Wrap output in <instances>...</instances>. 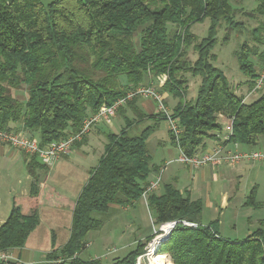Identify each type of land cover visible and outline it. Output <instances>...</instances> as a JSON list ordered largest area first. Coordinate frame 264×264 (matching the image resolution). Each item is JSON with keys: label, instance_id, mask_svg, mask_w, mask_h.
Returning a JSON list of instances; mask_svg holds the SVG:
<instances>
[{"label": "trees", "instance_id": "trees-1", "mask_svg": "<svg viewBox=\"0 0 264 264\" xmlns=\"http://www.w3.org/2000/svg\"><path fill=\"white\" fill-rule=\"evenodd\" d=\"M256 1L257 7L246 15L264 17V0ZM237 2L53 0L44 5L42 0H0V130L31 133L40 145L60 141L78 133L83 121L102 105H112L163 78L160 92L178 100L170 117L181 131L178 136L169 131L171 145L189 156L203 152L209 141L255 146L264 136V91L246 102L215 65L218 29L226 26L224 40H228L231 32L244 27L237 20ZM206 20L210 21L208 35L200 38L192 27ZM257 50L243 43L236 52L250 92L255 91L264 68V51ZM190 51L197 54L194 62L189 59ZM251 53L258 58V67ZM187 74L200 78L193 100H187ZM24 87L27 99L22 101L12 91ZM139 100L136 97L118 109L124 127L118 134L105 135L104 153L76 200L42 192L33 170L48 167L30 157L31 190L14 198L11 214L0 227V252L26 247L41 223L42 206H63L72 213L69 239L49 252L44 264H105L100 258L82 257L89 245L87 235L103 226L93 214L107 212L112 205L138 202L158 171L147 144L168 118L162 113L146 114ZM226 119H233V133L225 141ZM145 120L152 124L136 135L135 129ZM255 190L246 206L258 207ZM148 207L156 224L187 221L197 225L178 227L162 244L160 254H169L173 264H264V220L243 240L223 238L219 221L202 223V202L173 184L165 185L163 193H152ZM146 242H137L134 250L109 264H136Z\"/></svg>", "mask_w": 264, "mask_h": 264}, {"label": "rangeland", "instance_id": "rangeland-1", "mask_svg": "<svg viewBox=\"0 0 264 264\" xmlns=\"http://www.w3.org/2000/svg\"><path fill=\"white\" fill-rule=\"evenodd\" d=\"M52 1L53 0H42L44 5H48ZM234 7L238 9L237 20L242 21L244 23V27L241 29V32H231L228 40H224L225 34L227 32L226 26L223 25L218 29V43L214 50V53L217 55L215 65L225 72L231 84L235 88L236 93L240 96L245 97L246 102L249 103L254 101L264 91V81L263 85L260 87V89H258L259 91H249V87L244 84L247 78L239 70L236 52L240 50V47L243 43H247L250 48H255V46H257V52L263 53L264 29L262 30V27L264 23V17L259 13H253V17H249L246 15V13L252 12L257 7L256 0H239V2L234 3ZM209 25V20H206L201 24H195L192 27V32L200 38H205L208 35ZM252 55L255 54L251 53L250 57L258 67V58ZM196 58L197 54L193 51H190L189 59L194 62ZM185 78L188 85L187 100H193L197 95L200 78H194L190 74H187ZM161 82L162 81H160V84L162 86L163 83ZM147 87L155 88L158 92H160L159 85H148L141 88ZM12 93L16 96V98L22 101L27 99V91L25 87L22 90H13ZM161 94L163 96V102L166 108L170 113H172L177 105V101L170 98L166 102L164 94L168 93ZM136 97H138L139 99H151L143 98L139 95L135 96L134 98ZM167 103L169 104L170 108L167 106ZM113 118L108 123H101V125L109 124L110 126H113V128L110 129L109 132L118 134L123 129L124 120H122L123 118L118 117L117 120L113 122ZM118 121L121 122L120 125L114 126V123L116 124L118 123ZM98 125L93 126L92 129H94ZM225 125L223 123V129ZM146 126L147 124H141L135 129L136 132L134 133L138 135ZM157 130H159L158 133L156 135H152L148 140L147 147L153 157V163L161 165L164 159L167 160L170 156L169 149H167L169 148V145L166 148L157 146V142L159 140H168L166 121H163L161 127ZM89 133L84 137L83 140H85ZM95 143L102 147V143L98 141H96ZM258 149L263 151L262 153H264V136L260 138ZM65 164L68 165V163L63 161L61 165H59L57 169L52 172V175L50 177V184L56 185V188L61 193H71L75 195L76 190L78 188L81 189V187L84 185L83 176H81L80 174H76L73 176V174H70L71 171L67 169V166ZM179 164V162L172 164L169 172H172L173 168H177ZM254 165L255 167L252 170L253 174H245L240 181L236 179V182L233 183V186L237 189V191L232 202L233 205L229 210L225 211L223 215H212V212H207L205 214L202 213L201 221L204 224L219 221V232L221 237L223 238L236 241L243 240L250 234H252L255 230H257L260 227V222L264 220V165L260 163H256ZM255 174H260L259 184H257V180H254ZM64 188L70 189V192H65ZM253 188H256L255 201L257 202L258 207L245 205L246 201L248 200L247 198L249 197ZM61 212L63 213H60V216L49 218V223H45L42 225V227H40L39 235L41 236V241L39 242V246L43 248L49 247V238L52 228L56 230L60 236L66 235L67 229H70L72 217L70 216L68 209L65 208L64 211ZM93 217L102 221L103 226L98 230L91 231L87 235L85 240L89 245L83 252L82 257L85 259L97 257L102 259L105 264L111 263L116 258L125 257L130 251L135 249L137 242H146L148 236H151L153 234L155 227L158 228V226L160 225L155 223L154 213L149 209L148 201H146V199L144 198L129 206L112 205L109 211L104 213L96 212L93 214ZM149 241L150 240L146 242L145 246H147ZM34 245L38 244L36 243ZM115 249L117 250L116 252L113 251ZM39 251L43 250L39 249ZM2 253L7 254V252H0V254ZM144 253L145 247L142 254ZM142 254H140L139 256H141Z\"/></svg>", "mask_w": 264, "mask_h": 264}, {"label": "crops", "instance_id": "crops-1", "mask_svg": "<svg viewBox=\"0 0 264 264\" xmlns=\"http://www.w3.org/2000/svg\"><path fill=\"white\" fill-rule=\"evenodd\" d=\"M163 80V78H160ZM160 80H150L152 85H159ZM165 101L170 98L176 100L170 94H164ZM138 106L148 115L157 113V105L151 99H140ZM169 107V104L167 103ZM170 108V107H169ZM122 118L119 114L113 118V122L117 118ZM127 117L132 118L133 115L128 112ZM123 120V119H122ZM121 120V121H122ZM121 122L114 123V126L120 125ZM152 122L145 120L142 124L149 125ZM101 125V124H100ZM98 125L91 130L89 135L85 138L83 144L77 148H74L69 155L63 156L52 167L48 168H36L33 170L35 177H39L41 191H46L51 196L65 197L68 200H76L81 193L83 186L87 183L91 170L96 167L102 157L105 149V135L109 133L113 126L109 124ZM162 122L159 125L161 127ZM124 127V126H123ZM158 128V129H159ZM166 129L168 131V140H159L157 146L163 148L169 145V158L164 159L161 165L155 164L158 171L153 174L152 180L157 175L161 176V185L157 194L163 193V187L167 184H173L184 195H189L192 200H200L203 205V213L212 212V215H223L225 211L232 207V202L235 198L237 189L233 186V183L241 180L245 174H253L252 170L256 164L255 162H242L234 167L221 166L213 167L211 165L203 166L199 169H192L182 163L177 168H173L172 172H169L171 165L178 163L180 151L177 147L170 144L169 129L166 123ZM159 130H156L153 135L157 134ZM30 136L31 133H25ZM96 141L102 143V147L99 146ZM260 140L253 147L243 145H223L216 141H209L203 152L211 151L218 146L224 147L223 153L226 151L231 152H253L261 151L258 149ZM263 152V151H261ZM30 157L25 152H19L11 146L0 144V227L7 221L11 214L13 200L18 196H26L30 193L32 184V174L28 167ZM67 160V161H66ZM65 161L67 169L71 171L70 174H80L83 176L84 185L81 189L76 190V194L61 193L56 185L50 184L52 172L57 169L61 163ZM163 168V169H162ZM163 170V171H162ZM260 174H255L254 180H257V184L260 182ZM65 192H70V189L64 188ZM45 193V194H46ZM120 206V205H118ZM67 207L63 206H42L39 210L41 223L36 231L30 236L26 247L22 249H12L7 252L11 256V262H19L22 264H44L46 262V255L53 249L63 247L69 239L70 229H67L66 235L60 236L59 233L51 229V235L49 238L50 245L47 248L39 246L41 236L39 235L40 227L43 224L49 223V218L60 216L61 211ZM70 216L72 217L71 210L67 208ZM204 224V223H203ZM210 224V223H209ZM208 225V224H204ZM71 228V227H70ZM38 245H34L36 243ZM39 249L43 251H39ZM97 258V257H96Z\"/></svg>", "mask_w": 264, "mask_h": 264}, {"label": "built area", "instance_id": "built-area-1", "mask_svg": "<svg viewBox=\"0 0 264 264\" xmlns=\"http://www.w3.org/2000/svg\"><path fill=\"white\" fill-rule=\"evenodd\" d=\"M263 80L264 68L263 72H261V77L258 80L255 91L260 89L263 85ZM138 95L143 98H151L157 105V113H162L168 118L166 123L169 131L175 136L180 134L181 130L179 124L176 120H173L170 117L171 113L163 102L162 94L155 88L147 87L130 92L127 96L120 98L112 105H102L96 114L90 116L83 122L81 131L78 134L70 135L60 141H53L46 145H40V142L36 138L27 136L23 132L0 130V144L11 146L19 152H25L29 157L35 156L43 165L52 167L63 156L69 155L74 149L75 144L83 142L84 137L91 131L93 126L101 123H108L113 117H115L119 108L123 107L128 101ZM224 125L222 139L226 141L229 140L233 133V119H226ZM223 148L224 147L218 146L211 151L201 152L192 156L185 154L179 149L180 155L177 161L192 169H199L206 165H211L213 167H221L224 165L234 167L242 162L250 161L264 165V153L262 152L226 151L223 153ZM158 175L144 190L142 198L146 199V201H148L150 194L155 193L160 188L161 176ZM180 226L191 228L196 227L197 225L187 221H168L160 224L158 228L155 227L150 241L147 246H145V253L138 257L136 264H173L170 255L167 253L160 254L159 250L161 249L162 244L170 239L174 230ZM113 251L116 252L117 250L115 249ZM9 260H11L9 254H0V261Z\"/></svg>", "mask_w": 264, "mask_h": 264}]
</instances>
